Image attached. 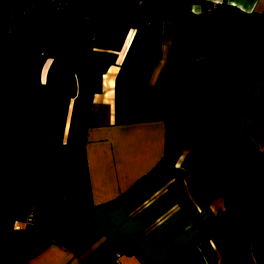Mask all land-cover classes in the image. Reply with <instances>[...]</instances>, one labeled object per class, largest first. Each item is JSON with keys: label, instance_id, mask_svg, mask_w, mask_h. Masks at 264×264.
Instances as JSON below:
<instances>
[{"label": "crops", "instance_id": "crops-1", "mask_svg": "<svg viewBox=\"0 0 264 264\" xmlns=\"http://www.w3.org/2000/svg\"><path fill=\"white\" fill-rule=\"evenodd\" d=\"M208 3L218 6L202 10ZM21 5L16 22L35 30L37 51L46 63L64 51L62 38L68 52L73 43L75 94L67 104L60 143L0 150V264H105L114 254L120 264H207L203 240L216 264H264V169L254 159L255 152H264V125L252 134L264 119V0L189 4L188 22L200 23L209 37L204 59L209 56L214 68L198 69L196 90L187 101L206 112L215 142L204 133L191 138L172 164L163 155L161 119L113 120V76L136 24L80 4ZM170 28L165 24L168 33ZM67 30L75 40L83 34L86 50L111 53L112 63L102 72L95 69L75 54ZM163 64L149 72L148 84L161 83ZM172 77L162 98L174 119ZM192 119L189 115L184 122L193 125ZM206 125L202 119V128L193 127ZM177 172L201 216L199 227L170 189ZM240 191L253 200V221L244 237L249 251L236 258L231 198ZM29 211L33 220L26 224Z\"/></svg>", "mask_w": 264, "mask_h": 264}, {"label": "trees", "instance_id": "trees-1", "mask_svg": "<svg viewBox=\"0 0 264 264\" xmlns=\"http://www.w3.org/2000/svg\"><path fill=\"white\" fill-rule=\"evenodd\" d=\"M24 1L46 8L53 7L47 0H0V150L60 143L67 104L75 94L73 70L64 54L58 53L48 60L41 84L40 73L46 59L37 51L36 32L31 26L16 22L22 11L21 2ZM107 1L73 0L68 6L80 4L122 18L126 16L107 6ZM192 1L185 0L177 4L175 10L179 11L174 22L193 16L188 9ZM157 2L168 7L171 5V0ZM203 6L205 8L207 5ZM161 19V14L148 17L145 19V23H149L146 36L142 38V30L135 28L128 39L113 76V120L129 122L161 119L165 128L163 155L172 164L186 142L204 132L182 124L179 119L169 118L165 112L162 94L168 69L173 62L171 54H168L161 83L147 84L158 50ZM87 54L89 63L100 72L110 64L109 52L93 49ZM221 70L227 71L224 61ZM263 125L264 119L253 126V136ZM205 132L208 139L215 142L211 131L207 129ZM254 159L264 169V152H255ZM169 186L178 205L189 220L199 227L201 216L185 195L179 172L175 173ZM231 204L238 236L234 255L239 258L249 251L248 241L244 237L249 233L253 221V200L240 191L231 198ZM202 245L207 264H216L208 243L203 240ZM237 264L252 263L238 261Z\"/></svg>", "mask_w": 264, "mask_h": 264}, {"label": "rangeland", "instance_id": "rangeland-1", "mask_svg": "<svg viewBox=\"0 0 264 264\" xmlns=\"http://www.w3.org/2000/svg\"><path fill=\"white\" fill-rule=\"evenodd\" d=\"M104 1V0H103ZM185 0H171V5L168 7L167 5L160 4L157 2V0H109L107 3H105L107 6H111L114 10L117 12H120L122 15H126L124 18L132 22L133 24H136V28H140L142 30V38L146 36L147 30L149 28V23H145V19L148 17H151L152 15H158L161 14L162 18L159 23L158 27V33H159V43H158V50L157 54L154 58V61L151 66V70H155L157 65L163 64V73L165 71V66L168 58V54H171L173 57V62L168 69V74L166 76V80L164 83V86L167 87L168 85V77L173 74V77L176 82L175 83H169L171 86H173L176 92V98L174 97V104L177 106L178 110L172 106L170 109H172V112L175 114L174 119H180L181 123L193 128L194 130H197L199 132H205L209 129L210 122L206 120V112L202 110V107L194 106L192 103H189L187 100L188 93L189 96L194 93V90H196V87L193 83V78L202 71H206L208 73L209 71H212L214 68V63L209 61L208 58L204 59V54L206 52L207 46L203 45V43H209V37L203 36V29L200 28V23H194L189 24V20H179L177 19L176 22H174V19L177 17V12L179 10H175L177 4L180 2H184ZM106 2V1H105ZM215 4V3H214ZM217 5V4H215ZM216 7V6H215ZM214 9V8H213ZM211 9H204V11H208ZM165 24H170V32L165 30ZM200 28V29H199ZM68 30L66 31V33ZM64 33V30L62 31ZM61 33V36L63 37V34ZM168 33V35H167ZM68 35H70V30L68 32ZM167 35V42L162 44V41L165 39ZM80 37L75 40L74 35H70L69 39H72L74 43H76L75 48V54L80 53L85 58L84 60L88 59L86 47L81 44L82 41ZM63 41V49L64 51H59L60 54H64L66 58L68 59V62L71 63L72 60H70V46H73V43L68 46L69 52L66 50L67 46L64 43L63 38L60 42ZM78 43H77V42ZM80 42V43H79ZM78 44V45H77ZM162 44V45H161ZM166 46L168 49L167 51H162ZM62 48V45H61ZM99 50V49H97ZM105 51V50H103ZM108 52V51H106ZM165 57H164V56ZM199 55L197 58L196 56ZM110 56V62L112 63V55ZM174 64V65H173ZM48 63L45 64V72L47 68ZM198 67V68H197ZM176 69V73H174ZM200 69V70H198ZM150 70V71H151ZM173 70V72H171ZM44 72V75H45ZM40 80L41 84H43L44 78L42 77V70L40 73ZM188 82V85H187ZM148 84V83H147ZM158 85V84H155ZM167 85V86H166ZM187 87V89L185 88ZM229 86L228 88H230ZM188 90V91H187ZM164 91V90H163ZM185 91V92H183ZM202 91V90H201ZM165 92V91H164ZM192 92V93H190ZM165 95V93H164ZM163 97V94H162ZM182 106V107H181ZM193 118L192 122L193 125L186 124L185 119L188 117ZM172 118V117H170ZM185 118V119H184ZM196 118L200 119L202 121L205 120L207 122V125L204 129H197L193 126H197L199 128H202L203 126L200 125V120H197ZM197 124V125H196ZM202 134V133H201Z\"/></svg>", "mask_w": 264, "mask_h": 264}, {"label": "built area", "instance_id": "built-area-1", "mask_svg": "<svg viewBox=\"0 0 264 264\" xmlns=\"http://www.w3.org/2000/svg\"><path fill=\"white\" fill-rule=\"evenodd\" d=\"M48 1V4H52L53 7L55 6H61L63 8H66L69 3L73 2V0H47ZM215 4L214 3H208L207 6H205L204 9H213L215 8ZM24 220L26 222V224H29L32 222L33 220V214L29 211L25 217H24ZM10 226L15 228L16 227V223L15 221L12 219L10 220ZM117 254H114L111 259H109L105 264H120L119 261L117 260V257H116Z\"/></svg>", "mask_w": 264, "mask_h": 264}]
</instances>
